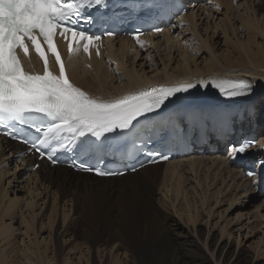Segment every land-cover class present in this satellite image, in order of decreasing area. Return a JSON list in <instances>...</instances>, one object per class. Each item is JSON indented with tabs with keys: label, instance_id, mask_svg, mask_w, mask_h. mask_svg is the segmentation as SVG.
Listing matches in <instances>:
<instances>
[{
	"label": "bare ground",
	"instance_id": "obj_1",
	"mask_svg": "<svg viewBox=\"0 0 264 264\" xmlns=\"http://www.w3.org/2000/svg\"><path fill=\"white\" fill-rule=\"evenodd\" d=\"M213 1L219 5V7L223 6L230 10L233 7L232 3L236 0ZM252 1L253 0H249L248 4H244V6L247 8L250 7V9L252 8L253 10L262 7L260 0H257L256 2ZM189 3L191 5L189 11L181 16L178 21H175L176 23L169 27V29H165V31L161 32V34L149 33L143 37V40H145L147 44V48L151 46L158 47L160 44H163L165 41L157 39V37L161 35L164 36L163 38L166 40V42L168 40H172V42H167L168 44L166 43L169 49L171 43L173 45L180 42L181 36L179 35L188 32V24L193 27L196 20L195 14L199 10V2L196 3L195 1H192ZM205 6L206 4L203 5V7ZM253 14L249 20L244 18L245 15L240 14L241 16L239 17V20L244 28H247L248 26L251 30H253L254 27L257 26L259 29V22L262 21L263 16L261 18L260 16L258 17L256 11H254ZM181 23H185V26L187 27L183 28L184 30H178L176 35H172V30L177 28V26ZM234 27L233 30L236 31ZM229 29L232 28L230 27ZM176 30L177 29H175V31ZM201 43H203V47L206 45L208 50L211 49L207 40L201 39L199 41V45L197 46V50L204 49L202 46H200ZM107 44L108 47L104 50L100 58L94 55H92L91 58H86L81 54V52L71 54L67 58L68 71L71 79L75 82L77 87H80L82 90L85 88L86 92L89 94L108 99L119 97L129 92L146 89L150 86H157V84L174 85L178 82H198L200 79L204 78L219 79L222 77H233L236 79H244L242 77L246 76L255 82L256 87L251 95L245 96L249 101H251V103L244 104V106H247L249 111L246 112V116L243 119V125H245L248 130L247 132L243 130V133L245 134L255 131L252 130V124L254 123L259 124L256 127L257 132L261 127V123H263L262 120L264 119L262 118L261 113L258 115L261 118L256 117L255 120H251V118L252 108L255 104L254 99L264 96V71L261 70L264 68V56L262 53H256V57L248 55V59L245 58L246 61H243L238 66L227 65L228 62H226V60H223L222 58L213 54V59L206 62L203 68H199L194 56L195 54L200 53L201 50H198V52L189 51L190 53L186 51L181 55V59H179V66L176 65V67H170L168 64H165L161 69L155 68V72L150 76L147 73L141 74L137 70H129V73L125 71V75H127L129 78L128 83L121 85L119 83L117 84L119 86L114 87L115 85L113 86V83L111 84V74L113 71H110L111 69L109 70L108 64L112 61H116L119 63V65H124V63H121V59L125 57L128 51L139 54V52L145 48L144 46L136 47L134 42L129 38L108 40ZM170 59L167 58L168 61H170ZM32 63L39 67V60L36 57H33ZM119 65L117 67H119ZM88 69L92 70L93 72L89 73L91 80L86 81ZM251 97H253V99H251ZM240 98L241 97H238V99H227L225 102H228L230 105H234L239 100H241ZM246 101L247 100H245V102ZM247 114L249 115L247 116ZM257 132L256 134H259V132ZM210 137L211 145L209 147L206 145L199 147L204 150L203 152H200V154L194 153L189 155V157L184 155L172 161L148 165L144 168H140L135 173H126L119 177L99 178L91 174H83L80 172L71 171L68 167L61 165L50 167L45 161H42L40 163V167L37 170L31 171L29 179L31 180L33 177L37 178L36 183L39 182V184L42 186L45 184V182L53 179V187H55L56 190L57 200L59 199V202H63L64 208L66 207L67 203H70L71 205L69 211L73 214V218L69 222V225L64 228V230H60L59 232L56 230L55 234L59 240L61 238H66V236L69 238L66 241L67 244L56 242L55 247L52 249V252H54L53 258L55 263L62 264L63 261L64 264H66L65 260L67 259L62 258V256L66 247L70 244H73L75 248L81 244L88 249V252L95 251L97 249L98 253L101 254L100 264H117L112 262L113 260H116L114 255L115 252L118 254L120 251H123L122 253L126 252L129 256V259H127L125 264L205 263L207 256L202 252L194 239L193 241L186 240L183 238V236L174 233V231L177 230L181 224L178 222L175 223L176 221L169 225H161L159 223L158 218L161 217V215L163 216L162 213L164 211L161 210L162 208L160 209L158 206H156L157 204L155 205V201L156 189L160 188L164 191L161 199L162 205L170 204L169 206L171 208H175V211L180 215V217L182 216L184 219H187V225L188 223H192L194 226V231L197 232L195 230V226L198 222V219L203 215V213H206V215L211 218L213 212L212 202H216L214 205L216 206L219 196H226L227 193L222 189L228 190L229 188H232L234 190H241L244 187L243 189L249 190V192H255V179L246 177L243 165L240 166V168L242 167L240 172H242L241 177L243 183H239L236 181L235 177V175L238 173V165H229V159L225 156L220 157L219 154L218 156L214 157L212 155H201L204 152H210L209 150L214 148L216 145H221L224 147L228 142H230V140H227L225 143L223 141L220 143L218 140L213 139L212 136ZM233 143H235V140H232V144ZM232 144L229 143V147L233 146ZM250 149H252V147ZM253 150L258 152V157L256 158L259 159L256 160L261 161L260 158H264L262 157L264 156L263 137ZM22 151H24V148L19 143L8 140H0L1 157L11 158V160H14L16 159L15 155ZM228 152L227 154L229 155ZM32 160L33 157L29 156L28 158L20 161L21 169L32 168ZM164 166L165 170L161 174L152 171ZM16 167H19V165H16ZM148 170H150L151 173H147ZM49 172L50 175H44L49 174ZM134 179H136L134 184H130V180ZM80 180L85 182L84 186L81 185ZM232 180L233 182H230ZM95 183L107 185L109 191L103 190L96 192L93 188ZM127 184H129V186H127ZM43 187L48 188L49 183L48 185L45 184ZM213 189L215 190L212 191ZM189 195H192V201H190ZM15 201H18V199ZM223 201H225V199H223ZM54 202L55 201H53V204ZM57 202L58 201H56V203ZM18 204L11 202L9 207L5 206V210H3L4 208L2 209L3 211L0 210V212L2 211L0 213V236L2 242L8 243L10 246H14V243L11 242L14 232L12 221L14 220L13 215L16 213V209L19 207ZM171 204H173V206ZM27 208L29 219L33 221V217L37 218L36 216L39 214H34V207H31V210L29 207ZM228 208H230V206H228L225 210L227 211ZM108 210L111 215V222L109 221L110 223H105L104 214ZM55 211L57 212V210ZM23 212H21L22 215L24 214ZM4 215L13 216V220L8 225L4 224ZM165 216L167 217L169 215L165 214ZM65 219L66 215L64 216V221ZM24 222L26 226H32L29 224V221L26 222L25 220ZM227 226L228 225H225L224 229H222V237L217 243L215 242L216 244H213L215 238L208 234L206 245L211 244V246H213V259L217 264H253L248 260L242 261L239 259V251L237 252V250H232L230 248L229 242H227L226 239H223L227 230ZM154 229L174 230L173 232H169L170 234L173 233L175 236L176 243L173 244L174 246H168L167 243H165L171 240L173 241V239L169 240L167 231L164 234H162V231V235L159 234V236H156L158 237L157 239L155 238L151 242L149 241L150 243L148 244L146 242L145 235L147 231ZM100 230L115 231L108 232L107 235H104ZM33 234L36 238V233ZM229 234L230 233H228V235ZM29 244L31 253L33 256L35 255L37 260L32 264H49V261L46 262L42 256L40 245L33 244L32 241H30ZM31 262L32 261L28 260L25 263L30 264ZM0 264H17L16 261L9 256L5 249H1V246ZM93 264H97L96 260Z\"/></svg>",
	"mask_w": 264,
	"mask_h": 264
},
{
	"label": "snow or ice",
	"instance_id": "obj_2",
	"mask_svg": "<svg viewBox=\"0 0 264 264\" xmlns=\"http://www.w3.org/2000/svg\"><path fill=\"white\" fill-rule=\"evenodd\" d=\"M129 2L142 6L151 3L157 15L164 13L168 5V0ZM108 6L109 0H0V127L11 125L5 135L19 139L30 152L46 157L53 164L58 163V154L67 152L77 140L82 144V138L91 136L95 138L94 143L102 145L110 135L132 133L141 118L158 115L177 94L187 93L197 86L211 85L229 99L253 93L256 84L250 79L204 78L198 82L152 86L108 99L90 95L70 81L54 37L59 35L67 42L70 55L80 51L90 54L93 44L99 55L102 37L93 33L90 26L97 19L93 13ZM154 31L161 32L162 29L155 27ZM104 34L112 36L115 32ZM134 36L143 47L139 30ZM41 39L54 56L58 73L50 69ZM30 47L43 60L42 74L25 70L21 54L28 57ZM33 115L40 119L32 121L35 135L29 138L16 128V124L27 123ZM255 143V140H245L231 146L229 154H242ZM160 158L167 159L166 156ZM72 165L98 176L121 174L86 162L77 165L72 161ZM247 175L251 177L255 173L249 171ZM260 182L254 181V184L258 186Z\"/></svg>",
	"mask_w": 264,
	"mask_h": 264
},
{
	"label": "rangeland",
	"instance_id": "obj_3",
	"mask_svg": "<svg viewBox=\"0 0 264 264\" xmlns=\"http://www.w3.org/2000/svg\"><path fill=\"white\" fill-rule=\"evenodd\" d=\"M256 1L257 0H253L252 2ZM260 1L262 7L256 10H253L252 8L250 9L249 6V8L244 6V4H248L249 0H236L232 3V9L228 10L223 6L217 7V4L213 0H206L205 3L199 4L198 6L199 10L195 14L196 20L193 27L188 24V32L179 35L182 39L180 38V42H178V44L172 45L171 43L169 49L167 42H172V40H168L166 42V40H164L163 38L164 36L161 35L159 36L160 38L157 37V39L165 42L163 44H160L158 47H144L145 49L142 50L143 52L140 51L139 54H136L134 52L133 54L128 51L125 57L121 59V63H124V65L120 64L121 66L116 61H112L111 63H109L108 68L109 70L111 69L110 71H113V73L111 74V84L113 83V86L115 85L114 87H116L119 86L117 85L119 83L120 85L128 83L129 78L127 75H125V73H129V70H137L141 74L147 73L150 76L155 72V68L161 69L165 64H168L170 67H176V65L179 66V59H181V55L184 52H198V50H201H197V46L199 45V41L201 39H206L211 49L208 50V47L206 45L205 47H203V43L200 44V46H202L204 49H202L200 53H197L194 56L199 68H203L206 62L211 61L213 59V54L217 55L223 60H226V62H228L227 65L233 66H238L243 61H246L245 58L248 59V55L256 57V53H262V55L264 56V0ZM204 4H206L205 7H203ZM254 11L257 12L258 17L260 16L261 18L263 16L262 21L259 22V29L257 28V26L254 27L253 30H251L248 26L247 28H244L239 20V17L241 16L240 14L245 15L244 18L246 20H249ZM171 26L172 25H170L169 27ZM187 26H185V23H181L177 26V28H175L177 29L176 31L173 28L174 30H172L171 34L176 35L178 30H182ZM229 26L232 29H229ZM233 27L236 29V31L233 30ZM167 58L170 59V61H168ZM118 65L119 67H117ZM141 70L144 72H142ZM261 70L264 71V68ZM92 72V70L88 69L86 81L91 80V76L89 73ZM242 78L252 80L251 78L246 76H243ZM157 86L164 85L157 84ZM84 90L86 91L85 88ZM255 100V116L261 118L258 116L261 113L262 118H264V96L257 97ZM262 121L264 123V119ZM263 123H261L262 126L258 129L261 138H264ZM224 147L226 148L222 150L219 147L218 149H214V151L211 150L210 152H204L203 155H212L214 157L218 156L219 154L220 157L225 156L230 161L229 165L232 166L233 162H231L230 157L227 154L230 148L229 142ZM192 154L194 153H191L189 155ZM189 155L187 156L189 157ZM15 158L16 159L14 160H11V158H0V210H2L3 208V210H5V206L9 207V204L11 202L17 204L19 203V207H17V209H19H16V213L13 215L14 217L5 215L3 216L5 218L4 224L6 225L11 223V221L14 219L12 221L14 232L11 238V242L14 243V246H10L8 243H3L0 236L1 249H5L9 256L13 260H15L17 264H27L25 262H27L28 260L32 261L30 263L32 264L37 261L35 255H32L29 248V242L32 241L33 244L40 245L42 256L46 262L49 261V264H56L53 258L54 252H52V249L55 247L56 242L67 244L66 241L69 237L66 236V238H61L59 240L55 233L56 230H58V232L60 230H64V228L69 225V222L73 218L72 212L69 211L71 204L67 203L66 207L64 208L63 202H59V199L57 200L56 190L55 187H53V179L45 182L46 185H48L49 183L48 188L43 187L45 184L42 186L41 184H39V182L36 183L37 178L35 177L31 178L30 180L29 176L31 174V171H27L25 168L21 169V160L16 156ZM33 161L34 160H32L31 164H33ZM16 165H19L20 169L19 167H16ZM241 168L239 166L238 173L237 175H235L236 181H238L239 183H243L241 177L242 172H240ZM164 170L165 166L152 171L161 174L164 172ZM147 173H151V171L148 170ZM44 175H50V172L49 174ZM136 179L130 180L129 183L134 184ZM230 182H233V180ZM80 183L82 186L85 185V182L82 180H80ZM127 186H129V184H127ZM93 188L96 192H100L103 190L109 191L108 186L105 184L95 183ZM243 188L241 190H234L232 188H229L228 190L222 189L227 193L226 196L220 195L217 199L218 203L216 206H214L216 202H212L213 212L211 218H209L206 213H203V215L198 219V222L195 226V230L197 232L194 231V226L192 225V223H188L187 225V219H184L182 216L180 217V215L175 211V208H171L169 206L170 204L162 205L161 199L164 191L160 188H157L155 205L157 204L156 206H158L160 209L162 208L161 210L164 211L162 213L163 216L161 215V217L158 218L159 223L161 225H169L176 221L175 223L178 222L181 225L177 230H175L176 232L174 230H149L145 235L146 242L149 244L153 239L158 238L156 236H159V234L162 235L167 231L169 240L173 239V241L171 240L168 241L170 243H165H167L168 246H174L173 244L176 243L175 236L173 233V235L169 233L174 231V233L183 236V238H185L186 240L193 241L194 239L197 242L202 252L207 256V258L205 259V263L203 264H217L212 255L213 246H211V244L206 245V241L208 238V234H210L215 238L213 244H216L222 237V229H224L225 225H228L223 239H226V241L229 242L230 248L232 250H237V252L239 251V259H241L242 261L248 260L253 264H264V192H249V190ZM214 190L215 189H213L212 191ZM189 198L190 201H192V195H189ZM16 199H18V201H15ZM223 199H225V201H223ZM53 201H55L54 204ZM56 201L58 202L56 203ZM171 205L173 206V204ZM228 206H230V208H228V210L226 211L225 209ZM27 207H29L30 210L31 207H34V214H39L36 216L37 218L33 217V221L29 219ZM55 210H57V212ZM20 211L24 214L22 215ZM165 214H168L169 216L166 217ZM65 215L66 219L64 221ZM25 220L26 222L29 221V224L32 226H26L24 222ZM109 221L111 222V215L108 210L104 214V222L110 223ZM100 231L104 235H107L108 232H112L115 230ZM33 233H36V238L34 237ZM228 233L230 234L228 235ZM79 245L80 246H76V248L73 246V244H70L66 247L62 256V258L67 259L65 260L66 264H93L95 260L97 264H100L101 254L98 253L97 249L95 251L88 252L87 248H85L81 244ZM122 252L123 251H120L118 254H116L115 252L114 255L116 257V260H113L112 263L125 264L127 259H129V256L126 252ZM62 264H64L63 261Z\"/></svg>",
	"mask_w": 264,
	"mask_h": 264
}]
</instances>
